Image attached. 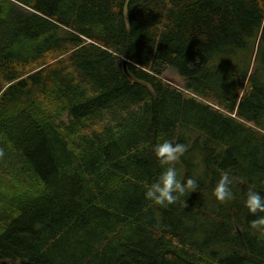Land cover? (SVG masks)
<instances>
[{"label": "trees", "instance_id": "16d2710c", "mask_svg": "<svg viewBox=\"0 0 264 264\" xmlns=\"http://www.w3.org/2000/svg\"><path fill=\"white\" fill-rule=\"evenodd\" d=\"M262 22L264 0H0V264H264ZM164 140L199 182L168 207L144 195Z\"/></svg>", "mask_w": 264, "mask_h": 264}, {"label": "clouds", "instance_id": "9594fccd", "mask_svg": "<svg viewBox=\"0 0 264 264\" xmlns=\"http://www.w3.org/2000/svg\"><path fill=\"white\" fill-rule=\"evenodd\" d=\"M261 27L264 28V22ZM153 151L163 171L153 183L146 186L144 193L146 200L160 207H168L174 205L186 193L196 192L199 187L198 180L192 177L183 179L175 166L188 151L186 144L164 140L157 143ZM232 184V178L224 172L213 190L218 202L224 203L236 198ZM243 203L254 217L250 221V227L258 233H264V195L249 189Z\"/></svg>", "mask_w": 264, "mask_h": 264}, {"label": "rangeland", "instance_id": "374dc122", "mask_svg": "<svg viewBox=\"0 0 264 264\" xmlns=\"http://www.w3.org/2000/svg\"><path fill=\"white\" fill-rule=\"evenodd\" d=\"M164 78L166 80L172 82L175 85H180L181 86L183 84L182 80L177 76V74L174 73V72H171V71L166 73L164 75Z\"/></svg>", "mask_w": 264, "mask_h": 264}, {"label": "bare ground", "instance_id": "6f19581e", "mask_svg": "<svg viewBox=\"0 0 264 264\" xmlns=\"http://www.w3.org/2000/svg\"><path fill=\"white\" fill-rule=\"evenodd\" d=\"M124 69L127 71V64L125 63L124 64ZM165 79V78H164ZM166 80V79H165ZM166 81H168V80H166ZM168 82H170V81H168ZM170 83H172V82H170ZM173 84V83H172Z\"/></svg>", "mask_w": 264, "mask_h": 264}]
</instances>
